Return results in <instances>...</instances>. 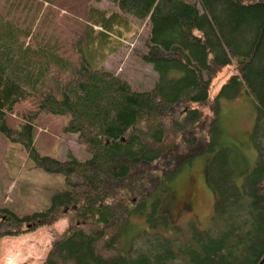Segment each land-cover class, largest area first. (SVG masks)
<instances>
[{
  "label": "trees",
  "instance_id": "obj_1",
  "mask_svg": "<svg viewBox=\"0 0 264 264\" xmlns=\"http://www.w3.org/2000/svg\"><path fill=\"white\" fill-rule=\"evenodd\" d=\"M110 2L148 27L141 59L158 76L152 89L137 92L124 78L93 68L81 48L76 63L53 51L45 58L44 49L39 56L15 48L0 56V134L21 144L35 168L64 182L45 211L19 215L0 206V239L64 218L68 227L42 264H264V0H198L202 12L184 0ZM72 6L63 7L74 15ZM99 11H91L90 39L99 21L115 22ZM57 60L68 73L50 71ZM232 64L235 72L211 99L212 82ZM239 87L256 106L254 162L220 147L218 138L219 98H234ZM208 107L212 114L203 112ZM41 116L63 118V132L77 136L87 159L39 154ZM187 128L194 130L188 140L179 133ZM202 142L201 152L213 156L207 167L213 212L207 229L190 226L183 235L163 208L177 172L167 171L166 161L183 166Z\"/></svg>",
  "mask_w": 264,
  "mask_h": 264
},
{
  "label": "rangeland",
  "instance_id": "obj_2",
  "mask_svg": "<svg viewBox=\"0 0 264 264\" xmlns=\"http://www.w3.org/2000/svg\"><path fill=\"white\" fill-rule=\"evenodd\" d=\"M56 1L0 0V56L3 57L9 51H13V48L34 55L36 50L44 49L42 56L45 58H51L50 52L53 51L61 59H72L76 63L78 61L76 49L81 48L84 49L83 56L90 66L98 68L100 65L115 72V75L124 78L134 90H147L154 86L158 76L141 59L142 54L147 52L145 47L148 36L147 25L130 16H125L123 25L119 16L114 17L118 22L113 26L111 23L105 26L99 21L98 23L103 26L101 31L107 30L111 34L121 35L118 38L123 41H117L120 50L112 53L114 43L100 34L99 30H96L90 39L88 27L92 10L110 12L117 9L116 5L110 0H84L81 5L76 1V5L72 6L70 0H58L57 3L61 4L58 8ZM184 1L196 4L198 10L202 12L198 0ZM64 5L72 6L74 15L70 14L67 8L63 7ZM8 42L11 45H8ZM89 43L92 44L89 46ZM26 47L27 52H25ZM57 61L60 66L57 63L51 65L50 71L68 73L70 69L64 67V61ZM235 70V64H232L222 70L212 82L209 92L211 99ZM183 107L174 109H183ZM192 108L202 109L193 106ZM211 109L208 107L203 109V112L212 114ZM218 109L217 128L220 147L247 155L251 157V162H254L256 154L250 148V136L256 119L253 99L243 87H239L234 98H219ZM18 121V118L16 121L12 120L11 125L12 123L17 125ZM65 122L63 118L50 116H41L36 120L35 142L38 153L56 157L61 161L66 160L70 153L79 161L86 160L88 154L78 143L77 136L63 132ZM205 127L207 128L208 125ZM193 131L187 128L179 133L188 140ZM203 138L204 134L200 136L202 141ZM204 148L203 142L194 146L191 150L194 149L200 154L181 167H176L175 160L166 161L170 166L167 171L177 169V172L168 182L163 208L168 212L173 223L179 226L183 235L188 234L190 226L198 230L207 229L213 212L214 192L207 180V167L213 156L201 152ZM237 164L239 170L245 169L243 161ZM63 189L64 182L61 175L48 174L35 168L32 159L21 144L11 142L0 134L1 207L19 215L45 211L49 207L51 196ZM135 225L139 229L145 228L136 221ZM67 227L68 220L63 218L52 226L41 227L32 233L0 239V264H42L52 241L61 236Z\"/></svg>",
  "mask_w": 264,
  "mask_h": 264
},
{
  "label": "crops",
  "instance_id": "obj_3",
  "mask_svg": "<svg viewBox=\"0 0 264 264\" xmlns=\"http://www.w3.org/2000/svg\"><path fill=\"white\" fill-rule=\"evenodd\" d=\"M99 12H101L102 14H103V17H105V18H107V19H111V18H113V17H120L121 18V25H123V23H124V21L123 20H126V17H123L120 13H119V11H118V9H115L114 11H110V12H106V11H104V10H100ZM113 19H115V18H113ZM111 21V24H112V26H113V24H117V22H118V19H116L115 20V22L113 23L112 22V20H110ZM107 24H109V23H107ZM103 27H101V26H99V27H94V31H96V30H99V31H101V29H102ZM106 32L105 33H107V35H108V40H111V42H113L114 43V47H113V50L111 51L112 53H114V52H118L119 50H120V44L117 42L118 40L120 41V42H122L123 40L122 39H120V38H118V37H121V35H114V34H111L110 32H108L107 30H105ZM109 36H111L112 38H110ZM26 51L28 50L27 49V47H26V49H25ZM43 54V52H40V50L39 51H35V54L36 55H38V54ZM144 54H146V53H143L142 55H144ZM148 65V64H147ZM148 66H150L151 67V65H148ZM98 67H102V66H100V65H98ZM102 68H104V67H102ZM152 68V67H151ZM105 69V68H104ZM106 70H108V69H106ZM110 71V70H109ZM111 72H113V71H111ZM113 73H115V72H113ZM153 88V87H152ZM152 88H150V89H152ZM140 91V90H139ZM139 91H137V92H139Z\"/></svg>",
  "mask_w": 264,
  "mask_h": 264
}]
</instances>
